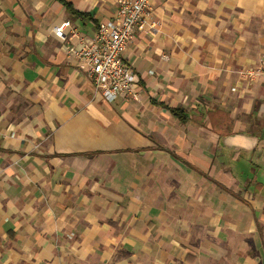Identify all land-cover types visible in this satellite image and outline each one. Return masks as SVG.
I'll use <instances>...</instances> for the list:
<instances>
[{
    "label": "crops",
    "instance_id": "0c3cea01",
    "mask_svg": "<svg viewBox=\"0 0 264 264\" xmlns=\"http://www.w3.org/2000/svg\"><path fill=\"white\" fill-rule=\"evenodd\" d=\"M64 1L0 0V264H264V0H149L109 103L66 47L116 0Z\"/></svg>",
    "mask_w": 264,
    "mask_h": 264
},
{
    "label": "built area",
    "instance_id": "2783aa9c",
    "mask_svg": "<svg viewBox=\"0 0 264 264\" xmlns=\"http://www.w3.org/2000/svg\"><path fill=\"white\" fill-rule=\"evenodd\" d=\"M149 0H116V11L108 20L99 23L90 42L80 35L72 34L66 54L83 64L86 75L97 98L109 103L117 97L129 102H139L137 80L132 67L123 57L133 31L153 28L149 20ZM55 27L54 32L61 41L67 42L63 28H70L69 22ZM249 79H260L264 83V68L250 70ZM21 138V137H18Z\"/></svg>",
    "mask_w": 264,
    "mask_h": 264
},
{
    "label": "trees",
    "instance_id": "16d2710c",
    "mask_svg": "<svg viewBox=\"0 0 264 264\" xmlns=\"http://www.w3.org/2000/svg\"><path fill=\"white\" fill-rule=\"evenodd\" d=\"M58 1L63 5L65 10H67L69 12H73L74 14H77V15H80V16L83 15V14L78 13V11H76L70 3H67L64 0H58Z\"/></svg>",
    "mask_w": 264,
    "mask_h": 264
}]
</instances>
